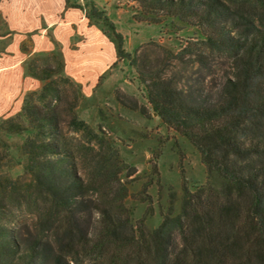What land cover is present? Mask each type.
I'll return each mask as SVG.
<instances>
[{
  "label": "trees",
  "instance_id": "trees-1",
  "mask_svg": "<svg viewBox=\"0 0 264 264\" xmlns=\"http://www.w3.org/2000/svg\"><path fill=\"white\" fill-rule=\"evenodd\" d=\"M134 1L137 22L175 18L196 27L211 49L231 54L233 77L213 98L199 90L182 94L170 86L147 90L160 120L199 154L204 184L193 191L182 186L177 208L167 203L155 227L145 224L144 215L130 218L124 189L113 194L119 200L117 211L112 201H103L106 191L102 201L86 198L92 187L103 189L118 179L121 168L97 160L86 179L80 176L56 112L32 104L34 95L43 102L52 90L53 68L31 69L43 83L40 92L28 94L15 118L1 123L0 130L28 133L21 146L26 171L36 189L63 211L96 264H264V0ZM71 125L89 133L83 121L72 119ZM1 196L0 214L5 212ZM0 264L77 263L50 242L23 237L18 225L0 221Z\"/></svg>",
  "mask_w": 264,
  "mask_h": 264
},
{
  "label": "rangeland",
  "instance_id": "rangeland-1",
  "mask_svg": "<svg viewBox=\"0 0 264 264\" xmlns=\"http://www.w3.org/2000/svg\"><path fill=\"white\" fill-rule=\"evenodd\" d=\"M86 1L87 5L93 2ZM115 1L118 32L104 9L94 11L90 7L116 51L122 52L102 84L88 95V89L53 68L56 73L52 90L43 102L37 95L31 100L39 110L49 107L56 112L63 140L73 151L80 176L86 179L97 160H108L121 168L118 179L103 189L92 187L85 197L99 202L103 200L102 191H106L103 201H112L109 205L117 211L119 200L113 194L124 189L123 203L130 210V218L137 221L144 215L145 224L155 227L167 203L177 208L182 186L193 191L206 182V174L197 151L153 111L147 90L152 92L156 85L170 86L182 94L199 90L213 98L221 84L233 77L235 69L231 54L208 47L196 27L168 16L160 17L157 24L137 22L133 16L139 8L134 0ZM40 84L24 98L40 92ZM18 112L1 117L0 124L14 119ZM72 119L83 121L89 133L75 129ZM27 135L0 130L1 211H5L0 214L1 223L18 225L23 237L30 235L50 242L70 261L96 264L69 228L63 211L36 189L32 175L26 171L21 146ZM152 168H156L155 173ZM169 192L174 193L170 198Z\"/></svg>",
  "mask_w": 264,
  "mask_h": 264
},
{
  "label": "crops",
  "instance_id": "crops-1",
  "mask_svg": "<svg viewBox=\"0 0 264 264\" xmlns=\"http://www.w3.org/2000/svg\"><path fill=\"white\" fill-rule=\"evenodd\" d=\"M115 2L0 0V118L18 112L24 95L40 88L31 69L57 68L88 95L102 84L118 56L90 10L104 9L118 32Z\"/></svg>",
  "mask_w": 264,
  "mask_h": 264
},
{
  "label": "built area",
  "instance_id": "built-area-1",
  "mask_svg": "<svg viewBox=\"0 0 264 264\" xmlns=\"http://www.w3.org/2000/svg\"><path fill=\"white\" fill-rule=\"evenodd\" d=\"M81 1H84V0H81Z\"/></svg>",
  "mask_w": 264,
  "mask_h": 264
}]
</instances>
